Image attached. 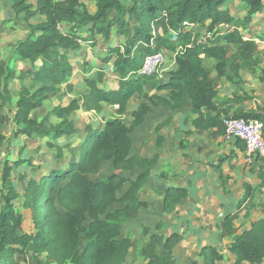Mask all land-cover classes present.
Wrapping results in <instances>:
<instances>
[{"label": "trees", "instance_id": "16d2710c", "mask_svg": "<svg viewBox=\"0 0 264 264\" xmlns=\"http://www.w3.org/2000/svg\"><path fill=\"white\" fill-rule=\"evenodd\" d=\"M10 1L16 16L24 14L27 30L15 44L9 60L0 65V123L8 120L6 109L12 108L14 120L20 126L16 137L49 138L54 141H48L47 146L61 150L62 145L56 140L79 132L73 117L76 111L100 113L108 104L117 105V114L108 118L102 128H89L76 162L68 169L55 170L36 185L31 231H24L23 216L15 212L12 203L19 196L12 182V169L30 161H5L3 182L8 189V203L0 213V264H27L29 260L36 264H123L132 246L131 238L122 233L123 225L148 205L138 194L159 160L158 153L153 157L132 154L131 134L145 122L152 107H190L196 116H187L186 121L196 132L214 128V136L225 135L223 119L227 117L264 121V107L257 102L255 110L232 111V104L255 99L242 91L240 69L242 62L253 59L256 37L245 38L239 30L264 10V0H239L248 6L243 18L235 16L229 8L228 3L233 0H94V12L81 0ZM38 16L44 19L33 21ZM207 31L214 38L200 41ZM115 35L117 38L107 47L103 62L111 63L118 74L117 87H102L106 71L98 68L95 76L84 77L88 93L54 108L51 114L58 122L50 121L49 114L42 119L32 116L49 93H58L63 85L64 95L73 91L71 55L83 44L98 47L99 36L111 40ZM124 36L126 39L122 41L120 38ZM167 41L176 46L167 51L176 64L169 78L156 89L168 90V94H150L145 89L146 78L155 73L140 76L137 72L146 55L159 51L155 44L162 47ZM226 42L236 48L231 55L225 49ZM202 54L214 60L213 66L203 64ZM19 62L24 67L19 68ZM214 71L217 74L213 76ZM219 78L235 86L232 96L223 101H219ZM14 80L20 85L16 99L10 88ZM135 95L141 103L133 110L129 126L122 117ZM170 120L156 126L159 145L163 142L161 129ZM6 139L0 129V149ZM236 141L244 143L241 139ZM180 146L185 148L186 144L182 142ZM107 161H113L116 171L104 180L92 179L91 175L97 174ZM137 167L140 173L134 180L121 174ZM127 183L128 187L119 195L118 191ZM163 194L164 210L170 213L188 197L189 190L173 187ZM144 231L148 233L147 228ZM179 237L173 233L164 240L163 235L152 234L149 243L140 250L148 258L146 264H175L173 247ZM229 249L236 255V264L264 262V217L238 235ZM203 254L210 259L207 264H215L222 258L211 247L205 248Z\"/></svg>", "mask_w": 264, "mask_h": 264}, {"label": "rangeland", "instance_id": "374dc122", "mask_svg": "<svg viewBox=\"0 0 264 264\" xmlns=\"http://www.w3.org/2000/svg\"><path fill=\"white\" fill-rule=\"evenodd\" d=\"M90 11L94 12L96 7L94 0H81ZM232 13L238 17H245L248 13V6L245 2L239 0H233L228 3ZM44 19L38 16L33 21H40ZM132 19H130V23ZM133 21V20H132ZM190 29V28H189ZM26 21L24 14L16 16L12 9V3L10 0H0V65L9 60L10 54L15 44L23 38L26 33ZM63 30H66V26H63ZM205 28L200 29L203 31ZM240 33L245 37H256V43L252 46L253 48V59L242 62L240 69V75L244 82L241 83L242 91L255 97L254 100L244 102V110H255V103H260L264 107V10L254 16L252 22L244 27L240 28ZM204 36L200 41H211L214 38L212 32H204ZM258 37V38H257ZM117 36H113L111 40H105L102 36L98 37L100 45L92 48L88 44H83L82 49L75 55L71 56V61L74 65L75 72L72 74V80L76 82V88L67 95L62 94L65 88L61 87V91L58 93H49L42 107L33 110L32 116L38 119H42L45 115H50V121L58 122L55 115L51 114L54 108L61 105H67L72 99L80 97L82 94L87 92V87L82 84L81 79L85 76H95V72L98 68H104L106 71V77L103 83L100 85L104 88L110 89L112 86L118 83V74L113 70L112 64H105L103 57L106 54L107 47L113 43ZM125 41L126 36L120 38ZM225 49L229 55L236 51V48L231 43L226 42L224 44ZM173 47V48H170ZM179 47V48H178ZM177 48L180 49V46ZM157 50H161L166 53L167 57L164 64L159 68L153 76L146 78L147 83L145 89L148 93H161L164 95L168 94V90H157L158 84L169 78L170 70L175 66V61L172 56L168 54V49H176L175 44L170 41L164 46H159V43L155 44ZM175 56V53H173ZM86 62V63H84ZM205 64L209 67L213 66V63L207 58ZM24 67L22 62H19V68ZM217 72H213V76ZM224 82V83H223ZM81 83V84H80ZM222 83L220 87L222 92H225L226 80L223 78L218 79V85ZM19 82L14 80L10 86L14 94V99L17 98V91L19 89ZM148 101V100H146ZM141 100L137 98V95L130 101L128 110L123 115L122 119L127 125H131L133 120V110L138 107ZM116 106L105 105L102 112L97 113L95 111H86L80 109L73 114L74 119L77 122L79 132L71 137L63 136L56 140L57 143L62 145L61 150H57L56 147L50 148L47 146L48 141H54L49 138H39L36 135L27 137L21 135L15 136V132L20 127L14 120V110L12 108L6 109L8 120L0 123V129L6 135L7 139L3 143L0 149V213L7 205L8 189L4 186L3 182V168L4 163L7 159L12 162L18 159H25L26 161L20 166H14L12 169V182L18 192L19 196L12 199L14 210L16 213L23 216L22 228L24 231H31L33 227L32 215L34 208V190L37 184L49 175L54 173L55 170L68 169L70 165L76 162L80 156V145L83 142L84 137L87 135L89 128L100 129L104 125V122L111 117L116 116ZM190 109H183L181 112L188 114ZM187 111V112H185ZM179 111L170 107L158 106L154 107L150 114L146 117L145 123L140 127L136 128L131 136L133 139L132 154L138 157H149L152 156L156 151H159L162 145H159L158 132L156 125L163 122L166 119H173L178 121ZM161 133L164 134V140H167V150L164 158L158 167V171L162 170L167 173L174 172L171 168H166V162H172L178 168L182 160V151H185L183 147L179 145V135L169 130L168 127L164 126L161 129ZM162 144V143H161ZM8 150V151H7ZM168 158V159H167ZM170 158V161H169ZM165 169V170H164ZM116 168L114 167L113 161L105 162L100 171L97 174H92L91 178L98 181L106 179L110 174L114 173ZM168 171V172H167ZM140 173V168L137 167L133 171H121V174L134 180ZM160 174V172H158ZM164 173H161V177L152 178L144 184L139 191V198L142 201L147 202L146 207H142L136 217L130 218L124 225L122 233L124 236L132 237L134 248L130 256L128 264L140 263L142 256L140 250L149 241L151 232L154 230V223L158 224V228L163 223V217L165 214L160 213L162 209L157 203L159 195L165 184ZM168 175V174H167ZM166 175V176H167ZM166 180V179H165ZM65 181L62 182L64 184ZM129 183L121 188L118 193L122 195ZM43 201L44 196L41 195ZM42 204V203H41ZM43 204L41 210H43ZM60 210H64L59 207ZM151 225V226H148ZM144 228H148L149 232L146 233ZM132 240V239H131ZM34 263L33 261H27ZM55 263V262H54ZM57 264V263H56ZM69 264V263H68ZM141 264V263H140Z\"/></svg>", "mask_w": 264, "mask_h": 264}, {"label": "crops", "instance_id": "0c3cea01", "mask_svg": "<svg viewBox=\"0 0 264 264\" xmlns=\"http://www.w3.org/2000/svg\"><path fill=\"white\" fill-rule=\"evenodd\" d=\"M202 56L204 65H206L205 59L207 58L214 63L212 58L206 57L204 54ZM70 81L74 84L73 89L76 88V82L72 80V76ZM81 82L85 85L84 77ZM226 82L225 90L227 91L225 92H222L220 88L222 83L219 84V101L231 97L235 91V86L227 80ZM61 87L65 88L64 85ZM115 87L117 86L114 85L111 88ZM86 93H88V88L84 94ZM244 102L247 101L232 104V111L244 108L245 105H242ZM183 109L190 110L188 114H185L181 112ZM183 109H175L180 113L178 121L173 119V122L164 126L179 135L180 143L186 144L185 151L181 153L182 159L186 160H182L178 168L170 161V158V162L165 161L166 168H171L174 171L167 175L163 169L158 171L168 146L167 140H164L167 137H164L163 133H161L163 135L162 146H159L160 150L156 151L159 154V160L151 179L160 178L161 173L165 174L166 180L162 179L165 184L160 189L161 194L157 200L162 208L159 212L164 213L165 217H163V223L159 228L158 224L154 223V230H150L152 231L151 235L161 234L164 240L173 233L180 236L179 241L173 247L175 264H207L206 261L210 259L205 258L203 254L207 247L214 248L222 255V258L215 264H236V255L229 247L238 235L251 227L253 222L264 217V157L255 156L250 160L244 143L227 139L225 135L214 136V128L201 133L196 132L195 128L186 121L187 116H196V114L190 107ZM188 130L193 132L187 134ZM156 153L149 157H153ZM184 153L188 156L185 157ZM173 187H186L189 190V195L178 205L175 212L169 213L164 210L163 193ZM130 238L132 246L123 264H128L134 248L133 238ZM148 243L149 241L145 245ZM207 255L209 256V254ZM147 262L148 258L142 256L140 263L146 264ZM52 264H56V262H52ZM241 264L250 263L243 261Z\"/></svg>", "mask_w": 264, "mask_h": 264}, {"label": "built area", "instance_id": "2783aa9c", "mask_svg": "<svg viewBox=\"0 0 264 264\" xmlns=\"http://www.w3.org/2000/svg\"><path fill=\"white\" fill-rule=\"evenodd\" d=\"M166 57V53L161 50L146 55L137 74L140 76L153 75L159 71ZM223 123L226 138L241 139L245 143L246 153L250 160L255 156L264 157V121L258 118L227 117L223 119Z\"/></svg>", "mask_w": 264, "mask_h": 264}]
</instances>
